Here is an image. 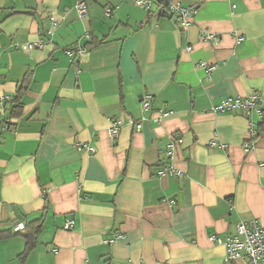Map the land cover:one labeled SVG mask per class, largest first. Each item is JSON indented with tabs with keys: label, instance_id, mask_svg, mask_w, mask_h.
<instances>
[{
	"label": "crops",
	"instance_id": "0c3cea01",
	"mask_svg": "<svg viewBox=\"0 0 264 264\" xmlns=\"http://www.w3.org/2000/svg\"><path fill=\"white\" fill-rule=\"evenodd\" d=\"M77 1L0 0L6 105L30 73L20 115L0 108V264H18L26 245L9 220L40 221L23 264H225L236 223H264V134L244 152V114L211 107L253 89L264 99V0H83L82 18ZM168 1L198 4L188 28L161 11ZM76 45L86 51L72 59ZM200 61L216 65L211 80ZM159 110L170 115L158 124ZM111 119L122 122L113 146ZM172 133L178 178L157 175ZM213 137L226 147H209Z\"/></svg>",
	"mask_w": 264,
	"mask_h": 264
},
{
	"label": "built area",
	"instance_id": "2783aa9c",
	"mask_svg": "<svg viewBox=\"0 0 264 264\" xmlns=\"http://www.w3.org/2000/svg\"><path fill=\"white\" fill-rule=\"evenodd\" d=\"M134 5L143 8L144 10L151 9L153 0H133ZM76 10L78 17L82 18L87 13V5L85 1L78 0L76 2ZM197 3H189L187 5H181L177 1H168L165 4V10L176 21V24L181 29L188 28L193 20V17L197 11ZM234 5H232V8ZM106 18L111 17V8H106L104 11ZM55 23H53L54 25ZM87 38L89 35H85ZM218 34L213 32L201 31L199 39L202 41H208L216 43ZM241 40V38H239ZM44 41L39 39L33 42H26L19 47L25 51H31L36 48H42ZM191 48L188 47L187 50ZM86 51L85 46L76 45L73 48L65 49V52L72 59L78 57ZM196 67L203 68L206 72V79L211 80V73L215 69L216 65L208 64L204 61H200L196 64ZM7 97L0 96V108H4ZM263 98L259 91L253 89L249 94L240 96H227L219 100V102L211 107V111L214 113L235 112L240 111L244 114L247 120L248 135L243 142V150L248 153L254 149L255 144L259 137L264 134L262 129L257 128L256 123L251 120L253 113H256L259 121L262 123L264 120V108L261 106ZM141 108L147 110L151 107L152 95L144 93L139 98ZM170 115L169 112L159 110L158 114L153 117L155 123H161L165 118ZM134 124L135 129L140 128L138 121H130ZM122 122L119 119H111L107 127V136L110 144L113 146L116 144L118 136L120 134ZM182 142V139L178 133H172L169 136L168 142L165 147V163L159 168L157 175L159 176H174L180 177L181 172L172 163L174 152L176 147ZM209 147L222 148L226 147L225 144L218 142L214 137L208 141ZM87 149L94 152L93 147L87 145H79L78 149ZM172 203V202H171ZM74 221L72 219L65 223V228L72 227ZM25 223L17 220H9L2 224V228H8L13 232H20L24 229ZM211 241L217 240L214 235L210 237ZM112 242L113 240H108ZM225 248V264H237V261H242V264H264V223L259 222L257 219L241 220L235 225V231L225 236L223 240Z\"/></svg>",
	"mask_w": 264,
	"mask_h": 264
},
{
	"label": "trees",
	"instance_id": "16d2710c",
	"mask_svg": "<svg viewBox=\"0 0 264 264\" xmlns=\"http://www.w3.org/2000/svg\"><path fill=\"white\" fill-rule=\"evenodd\" d=\"M161 11L163 13H166L165 8H162ZM102 41H103V39H101L99 41L91 42L89 44L95 45V44L100 43ZM29 81H30V73H26L25 76L23 77L22 81L19 83V85L16 89V92H15V95L11 98V100L9 101V103L7 105L5 104V107H6L5 110L7 109V111H9L10 117L11 116L16 117V116L20 115L21 107H22L21 98L28 88ZM40 227H41L40 221L34 220L31 222H27L25 224L24 229L20 232H17V234H22L26 238L25 249L21 253H19V255L17 256L18 262H19L18 264L24 263L29 251L34 246L33 238H30V234H32L30 231L33 230L34 232H37L40 230Z\"/></svg>",
	"mask_w": 264,
	"mask_h": 264
}]
</instances>
